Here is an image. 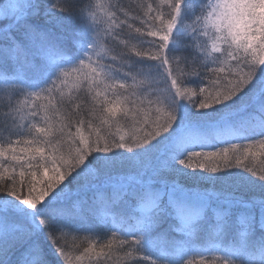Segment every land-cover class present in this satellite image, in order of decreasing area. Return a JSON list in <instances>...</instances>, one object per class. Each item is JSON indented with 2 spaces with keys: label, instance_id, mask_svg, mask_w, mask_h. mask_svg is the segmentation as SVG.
Returning a JSON list of instances; mask_svg holds the SVG:
<instances>
[{
  "label": "snow or ice",
  "instance_id": "snow-or-ice-1",
  "mask_svg": "<svg viewBox=\"0 0 264 264\" xmlns=\"http://www.w3.org/2000/svg\"><path fill=\"white\" fill-rule=\"evenodd\" d=\"M260 157L264 0H0V264H264Z\"/></svg>",
  "mask_w": 264,
  "mask_h": 264
},
{
  "label": "trees",
  "instance_id": "trees-1",
  "mask_svg": "<svg viewBox=\"0 0 264 264\" xmlns=\"http://www.w3.org/2000/svg\"><path fill=\"white\" fill-rule=\"evenodd\" d=\"M129 2V0H125V3ZM260 159H264V157H260ZM71 239V238H70Z\"/></svg>",
  "mask_w": 264,
  "mask_h": 264
}]
</instances>
